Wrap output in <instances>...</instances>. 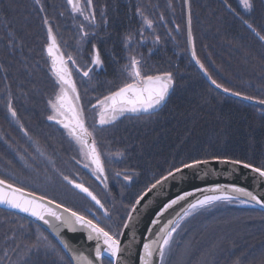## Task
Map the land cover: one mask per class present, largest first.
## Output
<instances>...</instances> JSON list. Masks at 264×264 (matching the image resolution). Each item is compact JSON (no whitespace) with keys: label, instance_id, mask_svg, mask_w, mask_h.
I'll list each match as a JSON object with an SVG mask.
<instances>
[{"label":"trees","instance_id":"trees-1","mask_svg":"<svg viewBox=\"0 0 264 264\" xmlns=\"http://www.w3.org/2000/svg\"><path fill=\"white\" fill-rule=\"evenodd\" d=\"M250 2L251 10H244L238 0H92L91 7L80 0L82 15L66 0H0V177L117 233L137 198L182 163L227 157L264 166V108L213 89L189 56L188 30L211 80L264 100V0ZM91 12L94 22L84 18ZM49 27L60 52L75 61L67 64L107 187L103 176L97 179L92 167H84L87 161L67 130L48 120L49 101L59 92L45 51ZM97 50L102 66L92 63ZM130 55L142 59L145 74H172L169 95L150 112H125L111 125L93 127L92 105L131 82L125 68ZM64 176L87 187L103 208ZM179 224L172 264H236L238 258L239 264H264V211L254 205L217 202ZM103 261L112 264L107 255ZM0 264L73 263L48 230L0 209Z\"/></svg>","mask_w":264,"mask_h":264},{"label":"snow or ice","instance_id":"snow-or-ice-1","mask_svg":"<svg viewBox=\"0 0 264 264\" xmlns=\"http://www.w3.org/2000/svg\"><path fill=\"white\" fill-rule=\"evenodd\" d=\"M39 4L40 0H36ZM68 4L72 7L73 12H78L84 14V9L80 5V0H67ZM241 5L246 10H251L252 3L250 0H239ZM87 4L91 7L92 0H87ZM230 7V6H229ZM137 12L143 16L140 9ZM86 20H95L94 12L89 13L84 17ZM146 24L151 27L152 22L145 18ZM47 24V20H45ZM245 23H247L245 21ZM250 28L251 25H248ZM83 27V26H81ZM88 33L85 32L84 36ZM189 35H191L189 33ZM259 35V34H258ZM264 40V36L260 37ZM159 37H155V42H159ZM48 40L47 44V54L51 58V72L55 77L57 85L59 87V92L56 94L54 100H50L49 104L51 106L52 115L48 116V120H54L62 124L63 128L67 130V135L71 137L79 146L80 151L84 161V167L93 168V173L97 176V179H101L105 171L102 160L101 153L97 148V141L95 139L93 131H90L86 126V119L84 115V109L80 105V96L76 89L74 81L71 79V73L66 67L67 63L71 61L73 64L75 61L69 55L65 58L64 54L60 52L59 44L57 43L56 36L54 35L52 28H48ZM132 37L126 38V44L131 46ZM95 48V46H93ZM195 55V53H193ZM129 63L125 65L128 71L131 82L124 83L122 86L117 88L115 91L111 92L109 95L103 97V99H98L96 104L92 105V109L99 108L98 119L93 127L99 125L101 127L105 125H111L120 116L124 115L125 112L130 113H141L150 112L158 108L169 95V90L173 86V77L170 72H161L155 75H148L143 72V61L141 58H137L135 55H130L128 57ZM92 63L95 66H102L103 61L100 58L99 51L95 52ZM199 63V61H197ZM203 68V65H200ZM89 71L83 72L85 77L89 76ZM212 84L220 88L221 85L216 84L215 80H212ZM225 92L230 90L225 88ZM233 95L240 96V93H233ZM245 99L254 100L253 97H245ZM109 102H111L109 104ZM259 104L264 105V100H259ZM117 105H120L119 107ZM8 110L13 118H16L17 113L12 107L11 100L8 102ZM110 113V115H109ZM60 117V119H57ZM19 122V121H17ZM23 128V126L21 125ZM25 134H27L25 132ZM214 160H218L222 164H230L233 166L240 165L245 169H250L253 173L258 174L259 178H264V166L256 167L252 163H245L241 160H231L227 157L221 159L220 157H213ZM208 160H192L190 163H182L180 167H175L168 171L166 175L161 176L157 179L140 197L136 200L135 204L132 206V211L128 214V219L125 221L123 227L129 228L132 222L136 219L132 213L137 212V205L141 204L144 197L152 192L154 189L159 191V188L164 187L169 180H177L183 178V172L185 169H195L200 165H207ZM94 166V167H93ZM121 175L120 173L116 174ZM64 180L72 184L74 188L79 189L81 192L87 194L91 197L96 204H99L103 208V204L97 199V197L89 191L82 183H77L75 180L70 179L67 176L63 177ZM131 176L125 175L124 180L130 181ZM107 177L103 176L102 182L106 183ZM159 186V187H158ZM195 192H201L202 198H197L193 202L189 203L186 209H182L183 215L178 214V219L170 220L168 223L159 229L155 234V239H147L143 243L142 252L140 255V264H153L154 256L159 257L160 264H164L166 251L170 248L173 242V233L177 231L180 227L179 220L184 219L191 215L194 211L212 206L217 202H233L238 201L242 204H259L264 207V197L249 191L247 188L239 187L235 184L232 185H220L209 187L208 189L197 188ZM211 194H203L205 193ZM193 191H186L181 195H177L174 199H171L168 203L164 204L159 212L156 213V219H153L151 224L156 225L159 223V217L173 205L178 202L185 200L187 197L193 196ZM31 197V198H27ZM241 197H246L242 199ZM45 197H36L34 193L25 194V190L21 187H17L10 183L7 179L0 177V204L7 205L8 207L19 209L20 211L30 213L32 216L37 217L39 220L44 221L53 232L60 237V242L64 245L69 252L68 243L60 236L62 228H68L69 231L75 232L82 228L88 232V239L95 240V258L88 259L82 253L79 257L73 254L75 259L82 260L85 264H104L103 258L104 254L107 253L113 261L115 262L121 260V253L124 248L121 246V240L118 238L123 235V232L112 233L106 231L105 228L101 227L99 224L94 223L93 220L88 219L86 216L80 214L79 212L73 211L70 208H64L61 204H56L55 208L48 207L47 204H54V201H48L47 203H42ZM151 203L149 200L145 203L144 207H148ZM63 209L62 212H57L56 209ZM107 215V210H105ZM47 217V218H46ZM171 225V227H170ZM148 232H152V227L148 228ZM47 239L46 237L44 238ZM135 239V232H133V240ZM131 241L127 247H131ZM31 247L35 248L36 245ZM239 264V258L236 261Z\"/></svg>","mask_w":264,"mask_h":264},{"label":"water","instance_id":"water-1","mask_svg":"<svg viewBox=\"0 0 264 264\" xmlns=\"http://www.w3.org/2000/svg\"><path fill=\"white\" fill-rule=\"evenodd\" d=\"M70 8L72 9L71 6ZM188 39H189V54L191 61L209 86H211L213 89H215L216 91H218L219 93L225 96L237 99L239 101H242L244 103L259 108H264V105L259 104L257 100H249V99H245V97L241 95L240 96L233 95L232 92H225L223 88L221 87L218 88L216 87V85L212 84L211 78L206 73L204 68L200 67L201 64L197 63L198 60L196 59L195 55H193L194 52L190 42L189 30H188ZM45 51L51 67V58L47 54V46ZM66 67L70 71L67 65ZM110 103L111 102H109V104ZM117 106L119 107L120 105ZM208 161L209 163L207 165L202 164L195 169H185L183 172V178L177 180L170 179L169 182H167V184L164 187L159 188V191L154 189L152 192H149L148 195L144 197V200L141 201V204L137 205V212L132 213V215L135 216L136 219L132 222L129 228L122 227L121 229L123 235L119 236L118 238L121 240V246L122 248H124V251L121 253V260L115 262V264H140V255L142 252L143 243L146 242L147 239H155L156 238L155 234L159 231L160 228L164 227L168 223V221L178 219V214L180 216L183 215L182 209H186L188 204L193 202L195 199L202 198L201 192L194 191L197 188L206 190L209 187L215 186L217 184L220 185L235 184L239 187L247 188L249 191H253L254 193L264 197V178H259L258 174L253 173L250 169H245L240 165L233 166L230 164H222L218 160H214V159H208ZM186 191H193L194 192L193 196L187 197L185 200L180 201L176 205H173L171 208L167 209L158 218L159 219L158 224L156 225L151 224L152 220L157 218L156 213L160 211V209L163 207L164 204L168 203L171 199H174L177 195H181ZM28 193H33V192L25 190L26 196ZM203 194H211V193H207L205 191V193ZM35 196L43 197L38 194H35ZM27 198H31V197H27ZM241 198L246 199V197H241ZM149 200H151V203L148 204V207L145 208L144 205ZM48 201L51 200L45 198V200L42 201V203H47ZM56 204L58 203L55 202L54 204H47V206L51 208H55ZM251 205H254L264 211V207H261V205L259 204H251ZM0 209L25 217L30 221L42 226L43 228L48 230L60 242V237H58L53 232V230L47 224L44 223V221L39 220L37 217L32 216L30 213L8 207L7 205L4 204H0ZM56 211L62 212L63 209L58 208L56 209ZM131 211L132 208L130 209L129 213ZM127 219H128V215L125 221ZM149 227H152L151 233L148 232ZM133 232H135L134 240H133ZM60 236L63 237V239L68 243L69 248H71L72 250L71 252H69L68 249H66L64 245L60 242L73 264H85L84 261L75 259L73 254H75L76 257H79L80 254L82 253L88 259L95 258V248L97 242L95 240L88 239V232L86 230L80 228L77 231L72 232L69 231L68 228H62L60 232ZM130 241L132 243H131V247L129 248L127 247V245L129 244ZM105 255L109 256L107 253H105L104 256ZM110 259L112 261L111 257ZM159 262H160L159 257L156 256L155 264H159Z\"/></svg>","mask_w":264,"mask_h":264},{"label":"rangeland","instance_id":"rangeland-1","mask_svg":"<svg viewBox=\"0 0 264 264\" xmlns=\"http://www.w3.org/2000/svg\"><path fill=\"white\" fill-rule=\"evenodd\" d=\"M239 1V0H238ZM240 3V2H239ZM240 5H241V3H240ZM241 7L243 8V6L241 5ZM244 9V8H243ZM244 10H246V9H244ZM129 75V74H128ZM130 81H131V79H130ZM105 97V96H104ZM100 99H103V97L102 98H100ZM97 102V101H96ZM96 102L94 103V104H96ZM99 111H100V109L99 108H97V109H95V112H94V110H93V112H92V116H95L97 119H98V113H99ZM109 115H110V113H109ZM121 117V116H120ZM57 119H60V117H58ZM81 152V151H80ZM82 155V154H81ZM172 245V244H171ZM172 257H171V246H170V248L166 251V255H165V260H164V264H172ZM159 264H160V262H159Z\"/></svg>","mask_w":264,"mask_h":264},{"label":"bare ground","instance_id":"bare-ground-1","mask_svg":"<svg viewBox=\"0 0 264 264\" xmlns=\"http://www.w3.org/2000/svg\"><path fill=\"white\" fill-rule=\"evenodd\" d=\"M187 26L189 27V25H188V23H187ZM190 32V31H189ZM189 56H190V54H189ZM191 59V58H190ZM234 99V98H233ZM235 100H237V99H235ZM239 101V100H238ZM242 102V101H241ZM155 262H156V256H154V258H153V264H155Z\"/></svg>","mask_w":264,"mask_h":264}]
</instances>
